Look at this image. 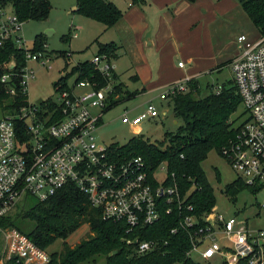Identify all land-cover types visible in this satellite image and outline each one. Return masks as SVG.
I'll return each mask as SVG.
<instances>
[{
	"label": "built area",
	"instance_id": "2783aa9c",
	"mask_svg": "<svg viewBox=\"0 0 264 264\" xmlns=\"http://www.w3.org/2000/svg\"><path fill=\"white\" fill-rule=\"evenodd\" d=\"M23 24L11 4L0 0V48L10 42L24 55L25 66L18 70L15 62V67L9 66L13 59L3 64L7 72L0 75V84L11 99L27 97L28 80L34 78V69L28 63L44 66L48 61L44 52L26 48ZM237 43L240 52L230 67L247 117L223 146L221 158L248 188L264 193V35L253 41L239 35ZM110 60L96 55L90 63L102 77L112 81ZM186 82L173 83L159 98L170 100L186 92ZM113 87L111 82L100 87L93 80H77L71 87L62 83L56 98L38 106L27 100L26 106L0 118V263H50L47 251L19 230L6 226L4 220L28 197L45 202L62 189L74 187L86 195L90 208L99 210L103 220L123 222L126 234L153 226L163 212L169 215L179 210L178 226L171 234L178 230L187 233L191 246L185 257L190 260L195 252L206 261L219 257L224 264H264V230H250L238 215L224 217L214 210L198 215L185 203L187 196L181 195L177 185L167 184V167L166 178L158 182V168L149 176L143 159L123 158L114 154L111 146L98 142V128L113 97ZM159 115L150 102L139 115L124 110L120 121L137 128L142 121ZM259 206L264 209V197ZM134 241L137 254L158 246L156 241Z\"/></svg>",
	"mask_w": 264,
	"mask_h": 264
},
{
	"label": "trees",
	"instance_id": "16d2710c",
	"mask_svg": "<svg viewBox=\"0 0 264 264\" xmlns=\"http://www.w3.org/2000/svg\"><path fill=\"white\" fill-rule=\"evenodd\" d=\"M5 1L11 4L14 14L23 23L29 20L40 22L49 18L51 9L49 0ZM187 1L193 3L197 0ZM237 1L251 25L256 28L259 35H264V0ZM75 12L98 22L105 30L112 28L123 16L109 0H76ZM44 41L42 36L37 37L31 51L45 53ZM98 47L96 55H105L113 60L117 58L118 47L114 43L98 44ZM61 56L67 57L65 53H61ZM10 59L17 65V70L25 66L23 52L9 42L0 48V75L7 72L3 64ZM67 69L66 63L65 75L53 84L55 92L62 83L65 84L67 79L74 75L76 80H93L100 87L111 82L114 85L113 97L110 98L105 111L139 94L137 91L130 92L124 84L119 83L114 71L112 81L102 77L90 61L77 63L69 73ZM132 79L137 80V77L134 76ZM198 83L196 79H189L185 83L187 91L178 93L169 100L173 117L182 123L172 132L164 134L163 149L159 147V143L155 145L142 137H134L122 147L112 145L111 150L123 158L143 159L149 176L159 165L165 163L169 176L167 184H176L181 195L187 196L185 203L193 206L198 215H202L213 210L215 197L201 164L207 159L210 151H215L221 157L223 146L235 135L236 127L233 125L235 121L231 120V117L237 113L241 98L231 80L228 84H222L218 93L197 99L195 96L198 94ZM115 97L118 98L114 99ZM27 100L25 96L8 98L0 84V110L3 113L10 114L26 106ZM223 191L231 199L242 191L252 194L258 192L248 188L241 179L226 185ZM18 208L19 213L16 216L33 222V229L25 233L15 226L10 215L4 220L6 226L19 230L29 241L45 251L55 241H62V251L51 253L49 264L92 263L99 257L104 259V264H194L185 257L191 246L187 233L178 230L176 234H171V230L178 226L180 218L177 209L169 215L163 212L160 221L153 226L138 228L126 234L127 226L123 222L103 220L99 210L90 208L86 195L74 187L62 189L45 202L36 201L25 212L22 211L23 207ZM82 225L89 227L90 235L75 247L68 246L66 239ZM135 239L138 242L156 241L158 246L144 254H137V245L133 243ZM6 264L17 263L14 260ZM240 264L246 263L242 261Z\"/></svg>",
	"mask_w": 264,
	"mask_h": 264
},
{
	"label": "rangeland",
	"instance_id": "374dc122",
	"mask_svg": "<svg viewBox=\"0 0 264 264\" xmlns=\"http://www.w3.org/2000/svg\"><path fill=\"white\" fill-rule=\"evenodd\" d=\"M49 2L51 5L49 18L40 22L32 20L24 22L21 31L23 39L25 40V46L28 49H33L34 41L37 37L42 36L45 39L43 45L46 52L44 55L48 57L44 58L48 61L45 62L44 66L34 62L28 63L29 67L34 69V78L28 80L27 98L28 102L35 106L40 105L48 99L56 98L53 84L61 76L65 75L64 68L66 67V63L68 64L67 73H69L77 63L90 61L98 52V44H104L107 38L102 30L103 26L101 24L73 11V8L76 7V0H49ZM8 9L10 11L11 8ZM241 14L244 16L243 18H245L246 24L250 28L247 36H245L253 41L258 38L259 33L251 25L242 11ZM76 33L78 36H75ZM235 39L236 35H230L227 41L224 42L225 47L220 52L223 57L222 60L227 56H231L233 51L237 50ZM61 53H65L67 57L61 56ZM233 59H231V62ZM110 63L113 69H115L117 64L113 59L110 60ZM230 64L223 65L221 70L202 75L198 81V94L195 97L197 99H204L211 93H218L221 90L222 84H228L233 78ZM122 68L123 70H121ZM117 74L119 75V79H121V83L124 82L128 86V90L132 91L134 89L133 82L129 78L128 73L124 71V63L119 64ZM67 80V85L71 87L77 81L76 75L69 77ZM117 81L119 82V80ZM160 92H163V90H156V92L147 95H140L108 109L104 113L102 123H100V127L98 128V142L106 147L112 145L122 147L130 139L142 137L152 144L156 145V143H159V147L163 149L164 144L162 145V142L164 140V134L175 130L176 126L180 125L182 121L173 119L172 110L167 107L166 103L159 100ZM148 102H152L160 113L156 119L144 120L137 128H130L128 125L121 123L120 117L124 113V110L130 112L132 116L139 115ZM163 109L168 111L167 117L162 115ZM4 114L0 110V118ZM246 117L245 109H243L242 105H239L237 113L231 117V120L235 121L233 124L234 127L239 126ZM175 122L177 124H174ZM165 168V163H162L158 167L155 173L158 182H162L166 178ZM201 168L207 182L214 191L215 204L213 210L215 212L220 213L224 217L238 215L240 218L246 220L250 230H264V209H261L259 206L264 197L262 191H258L256 194L242 191L234 199L225 195L223 193L224 187L238 180L239 177L232 171L226 160L221 158L215 151H210L207 154V159L201 164ZM36 201L34 197H28L20 205H16L11 211L10 216L15 226L21 228L25 233L33 229V222L18 218L16 216L19 213L18 207H23L22 211L25 212ZM89 235V227L82 225L65 242L73 248L80 241L87 239ZM62 248V241L57 240L46 251L48 254L54 252L59 253L62 251ZM190 257L194 264H224L219 257L206 261L195 252ZM104 263V259L99 257L96 258L95 262L82 264Z\"/></svg>",
	"mask_w": 264,
	"mask_h": 264
},
{
	"label": "crops",
	"instance_id": "0c3cea01",
	"mask_svg": "<svg viewBox=\"0 0 264 264\" xmlns=\"http://www.w3.org/2000/svg\"><path fill=\"white\" fill-rule=\"evenodd\" d=\"M111 2L123 16L112 28L105 30L103 27L107 36L104 44L114 43L118 47L114 73L121 83L117 71L119 64L124 63V71L134 86L129 91L139 92L138 96L156 90L164 92L173 83L189 79L199 81L202 75L221 70L240 52L237 37L247 36L250 31L237 0ZM230 35H236L237 50L222 60L220 52ZM179 63L183 67H179ZM134 76L137 80L132 79ZM124 86L128 90V86ZM159 100L171 109L169 100ZM162 111V115L167 117L168 111Z\"/></svg>",
	"mask_w": 264,
	"mask_h": 264
},
{
	"label": "water",
	"instance_id": "95a60500",
	"mask_svg": "<svg viewBox=\"0 0 264 264\" xmlns=\"http://www.w3.org/2000/svg\"><path fill=\"white\" fill-rule=\"evenodd\" d=\"M75 10H76V9H75ZM9 66H10V68L15 67V66H14V61H11L10 64H9ZM133 243H134L135 245L137 244L136 241H133Z\"/></svg>",
	"mask_w": 264,
	"mask_h": 264
}]
</instances>
